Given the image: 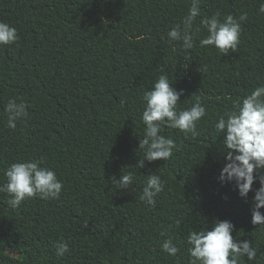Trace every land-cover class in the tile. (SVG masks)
<instances>
[{
  "label": "trees",
  "instance_id": "1",
  "mask_svg": "<svg viewBox=\"0 0 264 264\" xmlns=\"http://www.w3.org/2000/svg\"><path fill=\"white\" fill-rule=\"evenodd\" d=\"M191 2L0 0V21L19 35L17 43L0 45V183L11 164L34 160L63 185L59 198L36 196L17 209L0 193V264H188L191 228L211 230L216 219L233 222L234 239L252 241L257 264H264V225L252 223L254 192L246 201L232 183L218 182L223 137L214 129L264 84L261 0H201L194 32L217 12L221 19L247 13L238 49L228 54L200 47L208 35L202 26L193 49L169 41ZM161 74L183 90L179 109L199 100L207 114L196 138L162 126L178 149L139 169L142 97ZM12 98L29 112L16 129L7 127L5 112ZM129 173L130 189L112 186L113 176ZM151 173L165 183L155 207L140 200ZM169 237L180 247L175 257L161 248ZM60 241L70 248L63 257L56 255Z\"/></svg>",
  "mask_w": 264,
  "mask_h": 264
},
{
  "label": "clouds",
  "instance_id": "2",
  "mask_svg": "<svg viewBox=\"0 0 264 264\" xmlns=\"http://www.w3.org/2000/svg\"><path fill=\"white\" fill-rule=\"evenodd\" d=\"M201 0H192L187 14L183 17V27L175 25L168 33L170 42L182 41V49L187 51L194 47V35L201 30V26L208 35L199 41L200 47L214 46L223 54L236 52L243 31L242 22L247 20V13L239 17L228 14L221 19L219 12L204 18L200 26L194 22L200 15ZM264 13V0L258 9ZM19 40L18 30L10 24L0 21V45H12ZM207 71V65L198 69ZM167 75L161 74L150 90L143 94L146 106L142 113L145 125L143 138L139 142V149L143 156L136 166L143 168L145 162L157 160L168 161L178 145L173 138L161 134L162 126L179 129L186 138H196L199 135L198 123L207 114L205 106L197 100L190 108L179 109L183 90L172 87ZM7 113V127L17 128V122L26 121L29 117L28 105L24 101L17 102V98L9 99L5 105ZM215 132L220 141V152L223 155L222 168L217 180L221 184L232 183L238 190L239 196L248 200L252 197V223L264 225V84L257 86L242 101L234 103V110L225 113L214 122ZM6 179L0 183V193L10 196L8 206L13 209L20 207L23 201L36 196L42 199L59 198L62 192V182L56 173L40 166L39 161L29 160L10 165L5 172ZM258 182L259 187L254 188ZM112 186L117 190L130 189L134 185L132 173L122 174L119 179L111 178ZM165 183L156 173L147 175V182L143 187L140 200L148 207H155L156 197L164 191ZM227 199V196L224 197ZM235 225L227 219H216L211 230L207 227L199 231L191 228L186 243L188 245V264H242L246 258L250 264H257V247L252 241L234 239ZM162 250L170 257L180 252V247L171 237L161 244ZM70 251L69 243L60 241L57 244L56 255L63 257Z\"/></svg>",
  "mask_w": 264,
  "mask_h": 264
}]
</instances>
